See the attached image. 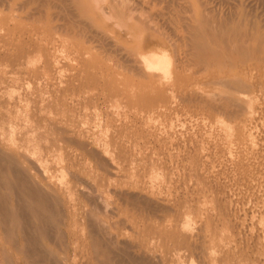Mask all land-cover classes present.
I'll use <instances>...</instances> for the list:
<instances>
[{
  "label": "rangeland",
  "instance_id": "obj_1",
  "mask_svg": "<svg viewBox=\"0 0 264 264\" xmlns=\"http://www.w3.org/2000/svg\"><path fill=\"white\" fill-rule=\"evenodd\" d=\"M128 1L127 0H97V1L84 0L83 3L82 0H76V1L75 0H71V1L70 0H0V117L3 116L5 110L10 108L11 104L18 103L21 109V116L23 115L22 117L25 119L23 123L25 126L26 125L29 126L31 123H33V120L35 121L36 118L40 116L41 117L47 116L48 122L56 120L57 123L55 121L52 122L56 126L55 128L61 130H63L64 128V132L66 131L68 132L67 134L64 133L65 134L64 137L66 136L64 140L62 139L61 141L58 140L57 142L56 141L53 142L51 141V137L49 136L50 139L49 140L47 139L48 141L47 140L46 142L45 140L42 141L43 146L46 148L49 145L50 148L52 144L56 146L58 144V148H59L58 151L60 153L58 154L56 153V154L59 155V158H61L59 159L57 155H55L57 158L46 156L45 159L43 160V163L44 165L47 164L49 166H52V164L54 163L53 160L57 161L56 165L55 164L53 165L56 167L52 166L53 168L50 167L51 168L50 170H53V172H56V174L59 176L61 175V178H58L56 174H55L56 177L55 176L54 177L57 178L59 183L61 181L62 184L64 183L65 180H66L65 182L68 181L69 175L70 176L72 175V171H70L71 169H80V168L82 169L81 174L80 173L76 174V178H75L76 181L74 179L71 180L72 181L74 180L76 182V185L78 183L77 187L79 188L80 185V189L81 190L84 189L85 193H89L88 195L94 194L93 196L94 197L96 196L95 198L92 197L93 199H90L89 200L90 202L91 201L93 202V200L96 198L97 201L94 200L95 204L92 206H90L91 203H88V199L87 201L85 200V202L89 204V206L85 203L81 204V202L84 201H80L79 203L77 200H76L78 202L77 206L75 200H73V202L76 204L72 205L73 204L71 203L72 200L70 204L74 207H78L81 205L82 206V207L80 206L81 209H85L84 207H86L87 210L90 207L92 211L88 210L87 212L90 213V211L91 212L94 211L93 213L94 214L96 213V216L98 215L97 217H100L98 218L99 220L103 218L101 220L102 222L106 219L105 220L106 222L104 223L107 224L106 226H108V228H110L108 229L110 234H115L117 236L119 235L118 236L119 238L116 237L115 235L114 236L115 238H118V240L120 239L121 243L126 241L127 243L136 241L137 243L143 245V247H145V249L148 251L149 254L156 255L161 258L163 257V259L165 260L168 259L167 260L169 261L168 264H202L203 262L202 260L204 259L208 261L207 264H227V263L236 264L235 262L237 261L238 264H242L243 262H244L243 264H246L247 262H249L247 264H250V262L251 264H253L252 261H254V264H261V263L264 264L263 261L264 231L262 230L261 233L262 227L260 228V225H258V221L255 222L257 219L251 220L252 218L250 216L253 213L256 214V212H258V209L257 211L256 209L255 211H252V209L254 210L255 208L254 206L255 205L257 206V204L259 205V202L261 200H263L264 202V198H263L264 187L262 188L263 190L261 189L258 190L257 192L255 191L256 193L254 192V194H256L258 197H262V199L260 200L256 195L252 194L251 196L252 191L250 192V190L246 189L245 186H243V184H241L242 186L240 184L238 186L235 185V183L238 184L240 182H238L236 178L234 179L235 176H233L234 174L237 175V173L243 171L242 173H245L247 176H249L248 181L246 182H249L251 180L250 183L252 182L253 178H256V176H259V180L257 179L258 182L262 179L261 177L264 178V176L262 175L264 174V169H263L264 160L262 162V159H264L263 158L264 157L263 155L264 154V74L262 73L264 72V61L262 60L259 61L258 59L257 60L258 62L256 61V66H255L259 80L257 78L258 82L256 83V87H255V103H256L254 107L255 110L253 109L251 113V116L253 115L252 118L255 120L253 125L254 127H251L253 128L252 132L254 134V137L251 136V134L249 135V137H251V139L253 140L252 143L254 145H252L249 138H248L249 143L247 142L246 139L242 138L243 130L241 131L240 129H243L242 128L243 124H239V123L228 124L222 121L223 118L221 117H219L221 120L217 119L216 121L215 120L212 121L209 114L205 110L201 108L198 109V107H194V106L189 107L187 109L183 108L184 110L182 112L180 111L181 109L180 99L183 96V94L186 93V91L191 92L193 89L194 90L197 89L196 90L197 92L198 91L201 92L200 90H203L205 92L208 91L210 88L208 82H207L208 85L205 84V81L207 80L203 81L204 78L203 79L198 77H197L198 79L196 78V74L194 73L196 71V67H194V65L190 64L191 67H188L189 64H186L187 62H185L183 65L186 64L185 65L186 68L188 67L187 71H184V73L181 72V74L179 72L172 73L169 77H167L169 78L166 79L167 81L164 80L165 82V83L163 82L164 84L161 82V84H158L159 87L158 85L154 84L157 86L155 88L156 90H154L153 85H151L153 87L152 88L153 90H147V91L145 88L151 89V86L148 87L149 84L145 83L147 81V80L145 81V78L138 75L137 72H135V70L133 71L131 69L132 67L129 69L125 67L127 71L125 70V68L121 67L122 65L121 63H123V58L125 56L123 52L124 48L130 47L132 49H138L141 47L140 49H142L144 48L142 46H146L147 45L146 43H150L149 41L150 39L148 38L149 36L147 34L148 32L146 30H145L146 32L143 30V32H145L143 33L141 30L138 29L139 24L137 23L143 20L144 22L147 21L146 24L148 23L149 27L152 26L151 27L152 29L153 28L159 29L158 34L153 30H151L152 32H154L152 36H156L158 41L163 44L167 43L166 44L167 46L164 45L167 48V51L166 49L164 50V52L166 51L165 52L166 56L163 55L164 59L162 57L160 61L163 60L162 61L163 63L166 62L168 63L167 60L169 59V57L170 58L175 57L176 53L180 52L179 54L183 55V51H185L187 48L184 45L185 43L183 42L184 41L183 36L184 37L187 36V34L185 35V33L187 32L185 31L182 25L181 22L182 20L180 16H182L183 14H181L180 12H190L186 14L187 16L188 15L191 16L193 14L191 12H197V11L199 12L200 9L199 10L195 9L196 8L195 4H199L200 1L197 0L198 3L196 0H128ZM212 1L213 0H211V2L207 4L205 1H204L205 4H201L204 3L201 1L199 5L205 6L206 9L210 7L213 8L214 6L216 9L213 8L214 9L213 10L211 8L212 11L210 10L209 12L222 13L227 11L226 3L231 0H228L227 2L226 0L224 1L214 0L215 1L214 3ZM119 2L122 4L120 5ZM125 3L128 6L127 8L129 9L131 8L130 11L132 15L131 14L127 15L129 16V18L130 16H133L130 19H128L125 12L122 11L126 7ZM243 4H244L243 5L244 10L248 6L247 10L254 12V16L256 15L255 17L256 23L258 24V26H263L264 29V0H247V2L245 0ZM122 5H124L125 7ZM202 6L199 7L202 8ZM205 8H203L204 10L202 9L201 10L205 12L206 11ZM129 9H125L127 11L126 13H128ZM201 10L200 12H202ZM85 11L89 12L91 15L89 13H85ZM161 13L164 14L167 13L168 15L167 14L160 15ZM179 17L181 21L179 20ZM192 17H194L195 22L201 18V16L198 17V15L196 16L193 15ZM196 17L199 19L195 20ZM135 21L137 22L135 23ZM134 23L137 24L138 27L134 26L135 25ZM133 27L136 28L137 31L139 30V32L133 29ZM54 32L59 35H56ZM133 33L136 34L135 35L136 37L132 35ZM159 33H161L163 36ZM160 35L162 37H159ZM164 38L166 40H163ZM112 50H114V53L117 50L118 52L117 51L116 52L120 54L116 53L114 55L112 53ZM168 55L170 56L168 57ZM116 59L120 60L119 62L121 65H117L118 67L116 66L118 62V61L116 62ZM164 60H166V62H164ZM261 73L263 74L262 76H260ZM200 79L201 81H199ZM115 84L116 86L119 85L118 87L119 96L121 97L124 96V98H126L127 97L126 95H128L127 97L128 100L126 101L127 104L126 103L123 104L124 102L119 101L121 102L120 103L121 106H119L120 104L119 103L117 104V102L114 101L115 96H113L112 94L113 92L112 86ZM145 84H147V87ZM152 91L156 95L153 94ZM147 93L148 94L151 93V94L148 96ZM142 94H144V96ZM173 95L176 99L173 97ZM151 101H153V103H151ZM115 103L118 106H116ZM184 111L186 112L184 113ZM173 112L177 113L176 115L183 114L182 116L184 117H181L180 115L179 116L180 118H178L177 116L178 119H173L176 116L175 114H173L174 116L172 115ZM46 123L47 122L43 123L42 127H44ZM5 125L6 123L4 124V126ZM41 125L42 124H38V127L34 129V132H32L31 130L28 131V137H29L28 140L25 139L26 140L25 141L22 139L23 143L25 144V147L31 146L30 144L35 143L34 141L35 136L38 134V132L41 133L44 129L41 127ZM4 126L2 125V128L0 127L1 128L0 131H2V129L4 130L7 127V129H5L7 131L5 130L3 131L5 132V134L3 132L2 133L0 132L3 135L0 136L1 141L3 142L5 141V144H3V146L6 145L7 147L18 143V146L20 148V144H22L21 148L19 149V152L21 151V149L22 151L24 150L25 151L20 154L25 158H28L29 156L30 157L33 156L31 150H29L31 152L30 154H25V153H29L27 152V150L31 149L34 146V144L28 149H26L24 147V144L21 143L22 140L20 141L18 140V142L15 143L16 142L15 139L19 138L16 137L19 135L17 133L18 127H15V130H13L12 127H10L11 125L9 124H7L5 128ZM9 127L13 131H11ZM32 133L34 134V137ZM85 133H86L85 136L86 138L83 136L85 135ZM238 135H241L240 137L241 140L238 137ZM230 138L234 140L228 142ZM6 140L8 142L7 144H6ZM1 141L0 143H3ZM49 141L52 144H48ZM244 141L245 143H247V145L244 143ZM25 142H27V144ZM225 142L231 143V145L233 142V145L231 146L227 144L228 147H226L224 146ZM229 146L230 149L231 148L234 149L227 150ZM11 148H14V146H11ZM83 148L85 151L83 150ZM196 151L198 152L199 156H201L200 159L195 158L197 154ZM202 152L204 153L201 154ZM228 154L230 157H232L233 155L231 159L235 158L236 159V160L234 159L235 163L232 162L231 166H229L230 163L227 164L224 161L223 164L222 160L221 162L218 163L219 158H221L224 155L226 157V155ZM255 154L256 155L259 154V156L262 154L260 156V158H262L261 161L258 159V156H256ZM192 155L194 158L192 157ZM234 155L237 156L234 157ZM238 155L241 159H237L239 158ZM185 156L186 157L189 156L190 159L189 157L186 158ZM65 158L71 159L70 161L72 163V167L69 166V170L68 168L65 169V167L70 165L68 164L70 161L68 162L69 159H67L66 161ZM183 158L185 159L183 160ZM106 160L109 161V163L105 162ZM239 160L241 161L239 162ZM242 160H244L245 162H243ZM60 163L62 164V166L60 167L62 170L60 169L59 171H64L63 173L60 172L61 174L59 173L58 170L54 171V168H58ZM63 163L65 165L67 163V165L64 167ZM108 164L110 165L108 166ZM235 164L236 166H234ZM253 170H255V172ZM256 171H258L257 172L258 175L255 174ZM69 172L70 174L67 175ZM83 172L84 175H82ZM215 172H217V174H214ZM218 172L220 173L223 172L225 175L221 174V176H223L227 181L223 177H222L223 181L219 180L222 178L220 176V173ZM212 173L215 176L216 175L218 177L220 176V178L218 177L216 178L219 180V182H223L220 184H223V187L225 189H228L227 191L224 189L225 192L229 191L230 193L228 192V194L227 193L221 194L220 196L219 191L217 193V190L214 187H210L208 184L204 183ZM253 173L256 176H254ZM80 175H82V177ZM252 176L253 178H251ZM226 177L230 179H227ZM55 178L52 179L54 180ZM233 179L236 180V182H233L234 181ZM228 180H232L233 183L232 185H231V181H229L231 187L232 186L239 187L237 188V193H234L236 192L235 187H233V189L235 188V190L231 192V190L233 189L231 188H230L231 190L229 189ZM262 180L260 182L261 184L259 183L260 186L257 184V182H255L256 185L253 182L254 183L253 187L255 188L261 187L262 183H263L262 186H264V179ZM56 181H54L55 185H57L58 183V182L56 183ZM51 182L52 180L50 179V183ZM61 183H60L61 186L60 185L59 186L63 187ZM84 186L85 188H83ZM240 186L245 189L243 190L242 188L240 189ZM202 187L204 189V192L202 190ZM196 188L197 189L200 188L201 191L200 189L196 191ZM70 190L71 189H68L66 193L64 192L66 191L64 189L63 195L66 194V197L67 195L72 196L69 193ZM192 190L195 192H192ZM246 190H248V192H245ZM123 191H128V192L130 191L136 193L138 192L143 195L145 194L147 197H158L161 200H163V202H165L167 205L168 204L177 205V208L173 212L171 211L168 213L161 212L160 214L159 211L157 213V211L155 212V209H152L151 207L149 208V206L151 205L148 206L147 202L146 204H144L143 201L144 199H142L141 196L139 199L140 201L138 200L137 202H130V203L127 202L128 199L126 200V197L121 194V192ZM205 191L207 192L206 194ZM262 191L263 193H261ZM103 192L105 195L103 194ZM196 192L198 193L196 194ZM200 192L202 195L207 196L206 200L204 196H202L201 194L199 197ZM240 192H243L242 193L243 196H241L242 194ZM216 193L219 195V198L218 195H216ZM244 193L246 194L248 193V194L247 195L245 194L244 196ZM71 194L74 195V192L72 193V190H71ZM207 194H209V196L211 197H208ZM229 194L234 196V199ZM237 194L240 195L241 198L238 197ZM196 196L197 199L199 198L201 199V196L204 199L202 198L201 200L200 199L197 200ZM235 196L238 198L236 199ZM247 196L248 197L250 196L251 198H248ZM220 197H223L224 199ZM255 197H256V201L258 199L259 201L257 203H253L255 202L254 200L251 203V201L253 200V198L255 199ZM209 198L213 202L209 201ZM239 198L240 201L241 199L244 200V201L242 200L244 204L242 201L240 203ZM229 199L232 201L234 200L233 206L231 205L232 201H230ZM235 199L238 200L237 201L238 203L236 202L237 204L235 206L236 208L234 207L236 201ZM195 201L200 202L199 207L202 204L203 207L206 205L205 213L204 211H202L204 210L202 206L198 209V202L196 205L197 208H195L196 207ZM202 201L204 202L202 203ZM205 201H208V204L205 203ZM140 203L141 206L143 204L142 208L140 206ZM211 203L213 206L211 205ZM261 203L259 205L260 208L262 207ZM144 205L148 206V209L147 207L144 209ZM208 205H210V207H207ZM240 205H241V209L245 207V209L248 208L250 210L251 206L253 208L250 211L248 209H247L248 211L247 210L244 211V209L243 210L239 209ZM227 206L230 207V209L227 208ZM211 207L212 209L214 208L218 209V211L214 209V213L212 212L213 214L216 213L218 214V212L220 211L219 214L220 215L222 214L221 215L222 218H220L222 220L221 222L224 225H226L227 228H229L226 230V232L229 234L224 233V236L226 235L225 237L220 234L224 232V230L221 229L222 227L220 226L221 225L220 223H219L220 225H214L212 222L214 226L209 224L211 222L209 221L211 220L209 215L212 214L211 211L213 210H208L210 212H206V211ZM237 209L239 212L238 214L242 216V217L238 216L240 218H238L235 215L237 214L236 213ZM147 210L149 211V214ZM151 210H152V215L150 213ZM228 210L229 212L232 210V213L233 212L235 213L234 216L231 215L232 214L231 212L229 214ZM239 210H241L243 214H245V218L248 215L246 219L243 218L244 215L240 214ZM183 211L190 213V217H191L190 219L198 220L197 217H199L200 220L202 219L201 221L199 220L197 222L195 220H192L193 223L192 221H189L191 224H193L191 226L192 234L194 235L198 234L200 232V226L202 227L201 223L204 224L206 223L209 234L207 236H210L209 239L213 238V241H215V243L209 240L208 242H211L212 245L211 244L208 245L207 243L208 238H206L207 237L206 236L205 237L206 239L203 240L205 245L204 243L199 242L197 247L192 246L190 248L189 245L187 247V245L183 242L182 238L179 237V239H175L173 231L171 233L168 232L169 227H171L170 230H173V226L176 227L177 225H179L178 223L180 222V220H182V216L184 215V213H182ZM250 212L252 214H249ZM181 213L183 214L182 216L179 215ZM101 214L103 215L100 216ZM191 215L194 217H192ZM82 216L80 217L81 219ZM148 216H150L149 217L150 219L148 218ZM231 217L234 218L232 219L233 221L230 220ZM252 217L256 218L255 215ZM173 219L175 220L178 219L176 220L177 223H175ZM235 219H237L236 220L237 222L239 220L238 224L235 223L236 222L234 221ZM241 219L243 220L244 224L245 223L249 224V222H251L249 225H247L248 228L251 226L253 227L255 222L254 228H249V231L247 232L246 225L241 226L244 225ZM83 220H85V218H83ZM83 220H81V223ZM74 224L76 226H74ZM74 224L72 226L73 229L71 228L72 232L78 230L77 223L75 222ZM232 225L236 226V228H234ZM239 225L240 227L245 228V229L242 228L243 232L239 227ZM256 225L260 229H258ZM216 227H218V232L220 231L222 232L218 233ZM244 230L246 234L249 233L248 235L249 237L244 233ZM228 231H231L232 233ZM163 232L169 234L173 233L172 235L174 236V239H172V235H170L167 238L166 235L168 234H164ZM255 232L258 234V236L256 235ZM238 233L241 234V237L240 234L237 235ZM251 233H253L252 236L254 235L253 236L255 237L254 239L253 237L250 238ZM211 235L213 237H211ZM220 235L221 238L219 240ZM261 235L263 242L261 240ZM164 236H166V238ZM226 237L228 238L231 237L232 239H228L226 241L224 240V238L227 239ZM239 238H240L239 240L240 242L238 241ZM218 240L221 242H219ZM229 240L230 241L233 240L234 242L236 240L237 241L235 243L231 241L234 243V246H232L233 243L228 242ZM248 240H250L249 241L250 243H248ZM199 241L202 242V240ZM224 241L228 244L230 243L232 248L238 245L235 247L236 250L239 247V245H241L238 248L239 252L238 250L236 251L237 257L240 256L241 260H237V261L234 260L236 259L235 258L236 255L234 254L235 255L234 257L232 253H235L233 252L235 249L231 250L232 249L231 248L230 251L232 252H229L227 248L231 246L225 245L226 247L225 248ZM208 246H212V247H208ZM213 246L215 248H213ZM216 246H218L219 250L222 248L220 255H219L220 251L217 249ZM248 247H250L251 249ZM200 248L201 251H203L201 254L204 253L203 255L199 254ZM209 248H211V250L213 249L216 252V253L214 252L216 256H214L215 254L212 252L213 250L211 251L212 255L210 256L211 254L210 252L209 257L207 256L209 253L208 250H210ZM205 250H207L208 252V253L206 252L207 255L204 252ZM243 250L246 253H244ZM83 252L84 251H82L81 248L80 249L76 248L75 250L68 251L66 253V256L69 259L68 264L85 263V261L90 257V254L89 253L83 254ZM170 252L171 253L173 252L172 255ZM174 252H176L179 256L176 255V253L174 254ZM238 253L239 254L241 253L242 255L241 254L238 255ZM255 254H258L259 256L262 257L259 258L258 255H256L255 257ZM205 255L209 258V260L213 258L215 263L212 262L211 260H210L211 262H209V260ZM165 257H167V259ZM178 257L180 258L178 259ZM203 257L205 258L203 259ZM229 257L232 258V260L231 258L230 260L233 263L229 260ZM240 257L237 259H240ZM249 258H252V260L250 259L249 261ZM171 260L172 262L170 263ZM239 261H241L242 263Z\"/></svg>",
  "mask_w": 264,
  "mask_h": 264
},
{
  "label": "bare ground",
  "instance_id": "obj_2",
  "mask_svg": "<svg viewBox=\"0 0 264 264\" xmlns=\"http://www.w3.org/2000/svg\"><path fill=\"white\" fill-rule=\"evenodd\" d=\"M82 1L84 3V0H82ZM94 1H97V0H94ZM198 1H200V2L201 1L202 2L205 1L206 4L211 2V0H198ZM198 1H197V3H198ZM222 1H224V0H222ZM227 1L228 0H226V2ZM244 1L245 0H231V1H228L227 3L225 2L227 4L226 5L227 6V9H226L227 11L222 12V13L221 12H209L210 10L212 11V9L215 8V7L214 6H213V8L212 7H210V8L207 7L209 9L208 10V9L205 8V6L199 5L200 2H199V4H195L196 5V8L195 9H197V10H199V9L200 10L201 9L204 10L203 8H205L206 11L208 10L207 12L206 11L204 12L202 10H201L202 12H200V10H199V12L198 11L197 12H191V13H193L191 16L190 15H188V16L186 15V14H188L190 12H180L183 15L180 16L182 21L180 20V17H179V20L182 22V25H183L185 31L187 32V33H185V35L187 34V36H185V37L183 36V38H184V41L183 42L185 43V44L184 43L183 44L187 48H186V50L183 48L185 50V51H183V55L179 54L180 52L179 53H176L175 54V57H171L172 59L169 57L170 55H168V57L170 59V60L169 59L167 60L168 63L166 62V60H164V62H166V63H163L162 62L163 60L160 61L162 57L164 59V56L163 55H165V52L167 51V48L164 45H166L167 43L164 41L166 44H163V43H161V42L158 41V39L156 38V36H152L154 32H156L158 34V32H159L158 30L159 29H155V28L152 29L151 28L152 26L149 27L148 26V23L146 24V22H147L146 20H145L146 22H144V20L143 21H140V22L138 21L139 22V23H137V24H139V28L138 29L141 30L142 32H143V30L144 31L146 30L148 32L147 34H148L149 37L148 36L147 37L150 39L149 40L150 43H146L147 45L146 46H142V47H144L142 49H140L141 47L139 45L138 46L140 48H138V49H132L130 47L129 48H124L123 49L124 50L123 52H124V55L125 56H124V58L121 57V58H123V63H121L122 65L119 62L120 60H117L118 58L116 59V62L117 61L118 62H117V64L115 62V64H116V66L117 65H121L122 68L127 67V69H129V68L132 67L131 69L133 71L135 70V72H137L138 75H140L141 77L145 78V81L147 80L145 83H148L149 84L148 87L151 86V85H153L154 88L152 86H151V89L145 88L146 91L147 90H153V89L156 90L155 89L157 87L156 85L161 84V82L163 83L164 80H166V79H169L167 77H169L172 73H175V72H179L180 74H181V72L184 73V71H187L188 67H191L190 64L191 65H194V67H196V71L195 72L193 71V72L196 74V78L197 77L198 78H202V79L204 78L203 81L204 80H207V81H205V84L206 85L209 84L210 85V88H209V90L208 89H205V90H208V91H205V92L203 90H200L201 92H199V91L197 92L196 91L197 89L196 90L193 89L191 92L190 91L189 92L186 91V93H184L183 96L180 99L181 100V102H180L181 103L180 108L182 109L181 110L179 108L180 111L182 112L184 109H187L189 107H193L194 106V107H198V109L201 108V109L205 110L209 114V116H210V118H211L212 121H214V120L216 121L217 119L218 120H221L219 118V117H221V118H223L222 121H224V122H226L228 124H230V123H232V124H234V123L243 124L242 125V128L243 129H240L241 131L243 130L242 131L243 132L242 133V138L243 139H246L247 142L250 140V142L252 143L253 140L251 139V137H249V135L251 134V136L254 137V134L252 132L253 131L252 130L253 128H251V127H254L253 125H254V121L255 120L252 118L253 115L251 116V113H252V110L254 109L255 104H256L255 103V87H256V83L258 82L257 81V78H258L257 75L258 74L256 73L255 66H256V61L258 59H259V61L260 60L264 61V29H263V26H258V24L256 23V20H255L256 15L254 16V12L247 10L248 9L247 8L248 7L247 5H246L247 6L246 9L244 10V8H243V5L245 4V3L243 4ZM205 2L204 3H201V4H205ZM212 2L214 3L215 1L213 0ZM246 2H247V0H246ZM121 4L122 3H120V5ZM110 5H112V4H110ZM122 6H124V5H122ZM199 6H202V8H200ZM224 6H225V4H224ZM81 7H83V6H81ZM124 7H123V9H124ZM127 7L128 6L126 4L125 9H129ZM125 9L122 10V11L125 12L126 16L127 15H130L131 14V11H130L131 8L128 10V13H126L127 11ZM192 10H193V8H192ZM129 11H130V13H129ZM85 13H89V12L85 11ZM165 14H167V13H165ZM165 14L164 13H161L160 15H165ZM101 15H102V13H101ZM193 15H195V16L198 15V17L201 16L200 19L197 18V17L195 18V20H198L199 19L200 21L198 20L199 22L196 21L197 22L196 23L194 21V17H192ZM86 16H88V15H86ZM127 17H128V19H130L133 16H130V18H129V16H127ZM166 19H167V17H166ZM134 20H135V18H134ZM136 22L137 21H135V23ZM137 24H135L134 26L138 27ZM133 29H135L137 31L136 28L133 27ZM139 30L137 32H139ZM151 30H153L154 32H152ZM125 31H127V30H125ZM131 31H132V28H131ZM145 32H143V33H145ZM130 34H128V35H130ZM136 34L133 33L132 35L135 36ZM159 34H161V33H159ZM56 35H59V34H56ZM139 35H141V34H139ZM161 35L159 37H162L163 36V35L162 36ZM60 36H62V35H60ZM163 40H166V39L164 38ZM138 41H140V40H138ZM165 49H166V51L164 52ZM61 50H63V49H61ZM114 50H112V53L115 55L118 51L116 50L117 52L115 51V53H114ZM68 51H70V50H68ZM117 54H120V53H117ZM85 55H87V54H85ZM122 56H123V54H122ZM185 62H187L186 64H189V66L187 65L188 66L187 68L185 66L186 64L183 65ZM125 70H126V68H125ZM128 72H130V71H128ZM262 73L264 74V72H262ZM262 73H261L260 76L263 75ZM195 74H194V76H195ZM258 80H259V78H258ZM199 81H201V79ZM207 82H208V84H207ZM154 84H156V85H154ZM145 85L147 87V84H145ZM118 87H119V85L116 86V84L112 86V91H113L112 94H113V96L116 97V98L114 97V99H115L114 101H116L117 104L118 103L119 104L121 103L119 101H122V102H124L123 104H125L126 101L128 100V98H127L128 95H126L127 96L126 98H124V96H122V97L119 96ZM158 87H159V85H158ZM198 89H199V87H198ZM123 93H125V92H123ZM152 93H153V91H152ZM150 94H148V96ZM153 94H155V93H153ZM142 95L144 96V94H142ZM176 96H178V95H176ZM173 97H174V95H173ZM155 100H153V101H155ZM153 101H151V103H153ZM117 104H116V106H118ZM119 106H121V104ZM122 106H124V105H122ZM126 107H127V105H126ZM179 109H177V110H179ZM186 111H188V110H186ZM186 111H184V113ZM174 112H176V111H174ZM174 112L172 113V115L173 114L176 115L178 113V111H177V113H174ZM180 115H181V117H184V116H182L183 114H180ZM180 115L179 114L176 115L175 118H173V119L180 118L179 117ZM22 116H21V109H20L19 104L18 103H14V104H11L10 108L7 109V110H5L3 116L0 117V125H1L0 127L1 128H2V125L4 126L5 123H6V125L4 126V128L7 126V124L11 125L10 127H12L13 130H15V127H18L17 128L18 131H17V129H16V131H17V133L19 135L18 136L15 135V136L17 138L18 137L19 138L18 139H15V141H16L15 143H17L18 140L20 141L22 139L23 140H25V139L28 140L29 139V137H28V131L31 130L32 132H34V129L38 127V124H42L41 125V127H42L43 126V123H45V122H47V123L45 124L44 127H42V128H44L43 131L41 133L38 132V134L35 136V138H34L35 143L30 144L31 146L34 144V146L31 149H28L31 146L25 147V144L23 143V140L21 142V143L24 144V147L26 149H28L27 152H29V153H25V154H30L32 152V155H33V156H31L32 158L30 156H29L30 158L29 157L28 158H25V157H23L20 154V153H22V152L25 151L24 149H23L24 151H22V149H21V151L19 152V149L21 148V145L22 144H20V148H19L18 143L14 145L13 144L14 141H13V143H12L13 145H10V146H7L6 147V145L3 146V144H5V141L3 142L0 139V141L3 142V143H0V264H68L69 259L66 256V253L68 251H70V250H75L76 248L77 249H80L81 248V250L84 251L83 254H85V253L86 254H88V253L90 254V257L83 264H168L169 261H167L168 260L167 257H165L167 259V260H165V259H163V257L161 258V257H158L156 255L149 254L148 251L145 249V247H143V245L137 243L136 241L128 242L129 243L128 244L127 241L125 240L126 242H122L121 243L120 242L121 240L120 239L118 240V238H119L118 236L119 235L117 236L115 234H110V232L108 230L110 228H108V226H106L107 224L104 223V222H106L105 221L106 220L105 219L106 218L105 214H104V216H105L104 219L105 220L102 222L101 220L103 218H101V220H99L98 218H100V217H97L98 215L96 216V213L95 214L93 213L94 211L91 212L92 209H90V207L88 209V210H91L90 213H89V212H87L88 210L86 209V207H84L85 209H81L80 208L81 205L78 206V207L72 206V205H74L76 203H77L76 204V206H77L78 205V202L80 203V201H84V202H81V204L82 203L87 204L85 202V200L87 201V199H88V203H91L90 206H92V205L95 204L94 200L97 201V198H96V199L93 200V202L92 201L90 202L89 200L95 198L96 196L94 197L93 196L94 194L88 195L89 193H85L84 192V189H82V190L80 189V185H79V188L77 187L78 186V183L76 185V182H75L76 181V179H75L76 178V174H79V173L81 174V170L82 169L81 168L80 169H71L70 171H72V175H73V176L71 175L72 178L69 175L70 174V172H69L67 175H69L70 179L68 177V181L65 182L66 181L65 180L64 183H63L64 185L60 181V183L64 187L63 188V187H60L61 185H60L59 181L57 180V178H55L56 177L55 176L56 172H53V170H50L51 169L50 167H52L54 164L56 165V162L57 161L53 160L54 163L52 164V166H49L47 164H46L47 165L46 166L43 163V160L45 159L46 156H50V157H53L54 158V157H56L55 155H57L60 152L58 151V149H59L58 148V144L56 146V145L50 143V141H49L48 144H52V145H51L50 148H49L50 145L46 148V147L43 146V142L42 141L45 140V142H46L47 139L49 140L50 139L49 136L51 137V141H53V142H55V141L57 142L58 140L61 141L62 139L64 140L65 137H66V136L64 137V135L67 134L68 132L67 131L64 132V128H63V130L58 129V128H55L56 126L52 122H54V121L56 122V120H54L52 118L54 120V121H50L53 124L52 125L50 122H48V119H47L48 117L47 116H44V117H41L40 116V117L36 118L35 121L33 120V123H31L29 126L26 125V126H28V127H26L23 124L25 119ZM177 116H178V118H177ZM204 119H205V117H204ZM50 120H51V118H50ZM201 121H202V119H201ZM10 127H9V129H11ZM58 127H60V126H58ZM5 129H7V127ZM12 129H11V131H13ZM4 130L2 129V131H0V132L2 133ZM5 131H7V130H5ZM36 132H35V134H36ZM3 133L5 134V132H3ZM29 133H31V132H29ZM10 134H11V132H10ZM13 134H14V132H13ZM62 134H63V136H62ZM32 135L34 137V134L33 133H32ZM0 136H3V135L1 134ZM83 136L85 137L86 136V133ZM231 136H233V135H231ZM244 136H245V138H244ZM191 137H192V135H191ZM238 137L240 138L241 135H238ZM248 138H249V140H248ZM9 139H10V137H9ZM243 139H242V141H243ZM233 140L234 139L230 138V140L228 142H231ZM240 140H241V138H240ZM245 141H244V143H245ZM7 143L8 142L6 140V144ZM25 143L27 144V142H25ZM82 144H84V143H82ZM227 144L228 145H231V143L225 142L224 143V146L228 147ZM245 144L247 145V143H245ZM232 145H233V142H232ZM252 145H254V144L252 143ZM11 146H14V148H11ZM45 146H46V144H45ZM232 149H234V148H231L230 149V146H229V148H227V150H232ZM29 150H31V152ZM83 150H84V148H83ZM227 150H225V151H227ZM233 151H235V150H233ZM196 153H195L196 154V157L195 158H197V159L199 158L200 159L201 156H199V154H198L197 151H196ZM203 153L204 152H202L201 154H203ZM189 156H187V157L185 156V157L188 158ZM236 156L234 155V157H236ZM256 156H258V159L261 161L262 158H260L259 154H257ZM57 157L59 158V155H57ZM192 157H193V155H192ZM232 157H233V155H232ZM232 157H230L229 154L226 155V157H225V155L222 156L221 158L218 157L219 158L218 159V163L221 162V160H222V162L224 161L227 164L230 163L229 166H231V163L232 162L235 163V160H236L235 158H234L235 160L234 159H231ZM238 157H239V155H238ZM59 159H61V158H59ZM63 159H64V157H63ZM67 159H69L68 162L71 160L70 158H67ZM67 159L65 158L66 161H67ZM184 159L185 158H183V160ZM189 159H190V157H189ZM237 159H241V158L239 157ZM256 159H257V157H256ZM245 160H246V158H245ZM263 160L264 159H262V162H263ZM101 161H102V159H101ZM240 161L241 160H239V162ZM242 161L245 162L244 160H242ZM63 162H64V160H63ZM105 162H108L109 163V161H107V160ZM224 162H223V164H224ZM68 164H70V165H68L67 167H65L67 165V163H66V165L64 164V167H65V169L68 168V170H69V166L72 167L71 161ZM236 164L234 166H236ZM109 165L110 164H108V166ZM61 166H62V164L60 163V165L58 166L59 169L58 168H54V171H56V170L59 171L61 169L60 168ZM53 167H56V166H53ZM260 169H261V166H260ZM255 170H257V169H255ZM255 170H253V171L255 172ZM49 172H51V173H49ZM60 172L63 173L64 171H59V173ZM242 172L243 171H241L239 173L236 172L237 175L234 174L235 172L233 173L234 174L233 176H235L234 179L236 178V180L238 182H240L238 184L235 183V185L238 186L239 184L240 185L243 184V186H245L246 189L250 190V192L251 191L253 192V193L251 192V196H252V194L253 195H256V194H254V192L255 191L257 192L258 190H261L264 186H262L263 185V183H262L261 187L255 188V187H253L254 186L253 184L255 182H257V184L259 185V183L261 182V180L264 179V178L261 177L262 179L260 178L261 180L258 182L259 176H256L255 175L258 172V171H256L255 174L253 173L254 176H256V178H253V176H252L251 178H253L254 180L252 179V182L251 183H250V181H251L250 179H249L250 180L249 182H246V181H248L249 176H247L245 173H242ZM218 173H220V172H218ZM214 174H217V172H215ZM214 174L213 173L210 174V176L208 177V179L207 178H206L207 180L205 179L206 181L204 183L205 184H208L210 187H214L217 190V193L219 191L220 196H221V194H226V193L228 194L229 191L228 192H225V190L227 191L228 189H225L223 187V184H220V183H223V182H219V180L223 181V178L224 177L221 176V174H224V173L223 172L220 173L221 178L222 177L223 178L222 179H219V180L216 178L218 176L217 175L215 176ZM52 175H53V177H52ZM67 175H65V176H67ZM82 175H84V172L82 173ZM82 175H80V176L82 177ZM260 175H261V173H260ZM262 175L264 176V174H262ZM80 176H78V177H80ZM220 176L218 178H220ZM57 177L58 178H61V175L60 176L57 175ZM52 178H55L57 181L55 179L53 180ZM50 179L52 180L51 183H50ZM71 179H74L75 181L74 180L72 181ZM227 179H230V178H227ZM69 180H70V182H69ZM236 180H234L233 182H236ZM54 181H56V183L58 182L60 186L58 185V183H57V185H55ZM229 181H231V185L233 184L232 183V180H228L229 185L228 184H226V185H228L229 189L230 188L233 189V187H235V186H232L231 187ZM262 182H263V180H262ZM52 183H54V184H52ZM225 183H227V182H225ZM255 185H256V183H255ZM241 186H240V189L242 188ZM203 187H202V190L204 192ZM83 188H85V186ZM235 188H236V190H235ZM235 188L233 190L230 189L231 192L235 190L236 192H234V193H237V188H239V187H235ZM245 188H242V190L245 189ZM64 189L66 191H64ZM68 189H71L72 190V193L74 192V195L71 194V190L69 191V193L72 196L67 195V197H66V194L63 195L64 192L67 193V190ZM199 189L196 188V191H198ZM98 190H99V188H98ZM239 190H238V192H239ZM248 190H246L245 192H248ZM200 191H201V189H200ZM192 192H195V191L192 190ZM192 192H190V193H192ZM197 193L198 192H196V194ZM206 193L207 192L205 191V194ZM217 193H216V195H218ZM240 193L242 194L243 192H240ZM261 193H263V191ZM95 194H96V192H95ZM103 194H104V192H103ZM121 194L126 197V200L127 199L130 200V201L127 200V202H129V203L130 202H137L140 199V196H141L142 199H144L143 200L144 201V204H146V202H147L148 203L147 204L148 206L151 205V206H149V208L151 207L152 209H155V212L157 211V213L159 211L160 214H161V212H163V213H168L170 211L173 212L177 208V205H175V204H168L167 205L165 202H163V200H161L158 197H147L145 194L143 195V194L138 193V192L136 193V192H130V191L129 192L128 191H123V192H121ZM188 194H189V192H188ZM200 194H201V192L199 193V197H200ZM245 194L246 193H244V196H245ZM259 194H260V192H259ZM207 195H208V197H211V196H209V194H207ZM229 195H231V194H229ZM202 196H204V195H202ZM202 196H201V199L203 198ZM237 196L240 197V195H238V194H237ZM241 196H243V194ZM206 197L207 196L205 195L204 196L205 200H206ZM232 197L234 199V196H232ZM238 197L235 196L236 199ZM218 198H219V195H218ZM220 198H223V197H220ZM240 198H239V201H240ZM248 198H251V197L249 196ZM258 198L260 200L262 199V197H258ZM263 198H264V196H263ZM196 199H197V196H196ZM199 199H197V200H199ZM259 199L256 201V197H255V199L253 198V200L251 201V203L254 200H255V202H253V203H257L259 201ZM71 200H72V202H71ZM73 200H75V201L77 200L78 202L76 201V203H74ZM242 200L243 199H241V201ZM209 201H211L210 198H209ZM221 201H222V199H221ZM226 201H227V199H226ZM230 201H232V200H230ZM233 201L231 203L232 206H233V203H234ZM237 201L238 200L235 201L234 207L237 205L236 204ZM241 201H240V203H241ZM248 201H249V199H248ZM261 201L264 204L263 200H261ZM261 201L259 202V205H260ZM70 202L73 203V204L71 205ZM197 202L195 203V206L197 205ZM203 202L204 201H202V203ZM211 202H213V201H211ZM141 203H140V206H141ZM199 203L200 202H198V209L202 206V208H204V210H202V211H204V213H205L206 205L203 207V204L201 203L202 205L200 204L201 206L199 207ZM205 203L208 204V201H205ZM262 203H261V205H262L261 208L259 207L258 204H257V206L254 204L255 205V206L253 205L255 207L254 210L252 209L253 207L251 206L252 211H255V209L257 211V209H258V212H256V214L253 213L256 216V218L255 217L254 218L252 217L254 215L251 212L249 213V214H252V215H250L251 218H252L251 220H254V219L256 220L257 219L255 222L258 221V225H260V228L262 227L261 233H262V230L264 231V205ZM243 204H244V202H243ZM250 204H249V206H250ZM87 205L89 206V204H87ZM211 205H212V203H211ZM231 205H228V206H231ZM241 205H240V208L238 207L239 209H241ZM142 206H143V204H142ZM142 206H141V208H142ZM148 206H145L144 205V209L146 207L148 209ZM228 206H227V208L230 209V207H228ZM207 207H210V205H208ZM195 208H197V206ZM98 209H99V207H98ZM214 209L218 211L217 208H214ZM214 209H212V207H211L210 209H207L206 212H210L208 210H213V211H211V213L212 212L214 213ZM243 209H244V211H246L248 208L245 209V207H243ZM243 209H241V210H243ZM241 210H239L240 211V214L244 215L243 218L246 219L248 215L245 218V214H243V212ZM194 211H195V209H194ZM147 212L149 214V211L148 210H147ZM228 212H229V210H228ZM230 212L232 213V210ZM230 212H229V214H230ZM150 213L152 215V210L150 211ZM182 213H184V215ZM182 213L179 214L181 216L183 215L182 216V220H180V222L178 223L179 225H177L175 227L172 224L173 230H170L171 227H169V231L168 230H166V231H168L170 233L173 231L174 236H175V239H179V237L182 238L183 239V242L187 245V247L189 245L190 248L192 246L197 247V245L199 244V242L200 243H204L203 240L206 239V238H208V240H207L208 245L211 244V242H208L209 240H211L212 242L215 243V241H213V238L212 239H209L210 236H207L209 234H208L207 224L206 223H205L206 224V226H205L204 223H201L200 222L202 224V227L200 226V232L198 234H196V235L192 234V231H191V228L192 227L191 226L193 224H191L189 221L195 220L197 222L200 219H199V217H197L198 220L197 219H190L191 217H190V213L189 212L183 211ZM213 213L211 215L208 214L210 216V218H211V220H209V221H211L209 224H211V225H213V224L214 225H220L221 224L220 225L222 227L221 229L224 230L223 233H220V232H222V231H220L221 230L220 228H219L220 229L219 230L220 232H218V227L219 226L216 227V228H217V232L224 236V233H227L226 230L229 229V228H227V226L224 225L221 222L222 220L220 218H222V216H221L222 214L221 215L219 214L220 211L218 212V214L221 217L217 213L216 214H213ZM236 213L237 214L239 213L238 212V209H237V212ZM108 214H109V212H108ZM234 214L235 213L233 212L231 215L234 216ZM237 214H235L237 217L240 216L239 214L238 215ZM102 215L103 214H101L100 216H102ZM197 215H195V216H197ZM199 215H201V214H199ZM81 216H82V219L80 218ZM150 216H148V218ZM77 217L79 218V220H78ZM145 217H147V216H145ZM192 217H194V216H192ZM240 217H242V216H240ZM240 217H238V218H240ZM83 218H85V220H83ZM232 219H234V218L231 217L230 220L233 221ZM81 220H83L82 223H81ZM173 220L175 221V223H177L176 220H178V219H176V220L173 219ZM203 220H205V219H203ZM236 220L237 219H235L234 221H236ZM77 221L79 222V224H78ZM247 221H248V219H247ZM75 222L77 223V226H78L77 229L78 230H75L74 232H72L71 228L73 229L72 226H73V224ZM212 222H213V224H212ZM238 222H239V220H238ZM238 222L236 221L235 223L238 224ZM242 222H243V220H242ZM255 222H254V225H255ZM192 223H193V221H192ZM250 223L251 222H249V224ZM209 224H208V227H209ZM243 224H244V222H243ZM249 224L245 223L244 225H241V226H245L246 225L247 232H248L249 231V228H254V225H253V227L251 226V227L248 228L247 225H249ZM74 226H76V225L74 224ZM233 227L236 228V226H233ZM239 227H240V225H239ZM256 227H258V226L256 225ZM155 228H156V226H155ZM240 228H241L242 232H243V229H245L243 227H240ZM240 228H239V230H240ZM260 228L258 227V229H260ZM231 231H228V232L232 233ZM236 231H237V229H236ZM252 232H253V229H252ZM233 233H234V231H233ZM244 233L246 234L245 230H244ZM164 234H168V235H166L167 238L170 235H172V234H169V233H164ZM227 234H229V233H227ZM239 234L240 233H238L237 235H239ZM245 234H243V235H245ZM252 234L253 233H251V237L250 238H252L254 236V235L252 236ZM114 235L116 237H118V238H115ZM221 235L219 237V240L221 238ZM246 235L248 236L249 233L246 234ZM256 235L258 236L257 233H256ZM166 236H164V237L166 238ZM174 236L172 235V239H174ZM211 237H213V236L211 235ZM228 237H226L227 239L224 238V240L227 241L228 239H232L231 237L230 238H228ZM240 237H241V234H240ZM254 238L255 237H253V239ZM259 238H260V235H259ZM172 239H171V241H172ZM233 239H234V237H233ZM242 239H243V237H242ZM199 240H202V242L199 241ZM239 240H240V238L238 239V241ZM261 240H262V235H261ZM231 241H233V240H231ZM231 241L229 240L228 242H231ZM243 241H244V239H243ZM249 241L250 240H248V243H250ZM219 242H221V241H219ZM233 242H231V243H233ZM262 242H263V240H262ZM214 243H213V245H214ZM234 243L232 244V246H234ZM243 243H245V242H243ZM243 243H241V244H243ZM222 244H223V242H222ZM175 245H177V244H175ZM204 245H205V243H204ZM225 245L226 246H228V245L231 246L230 243L228 244L226 242L224 243V247H225ZM262 245H263V243H262ZM218 246H219V243H218ZM218 246H216L217 249H218ZM232 246L229 247V248H227V250L229 252H232V251H230V249L232 248ZM236 246H238V245H236ZM240 246L241 245H239V247ZM194 247H193V249H194ZM208 247H212V246H208ZM208 247H207V249H208ZM235 247L231 249V250L235 249L233 251L235 253H232L234 257L236 255V257H235L236 259H234V260H236V261L237 260H241V257L240 256H239L240 259H237L239 257H237V253H236V251L238 250L239 247L237 248V250H236ZM243 247H244V245H243ZM259 247H260V245H259ZM213 248H215V247L213 246ZM248 248H250V247H248ZM252 248H254V247H252ZM209 249H210V250H208L209 253L207 252V250L204 251L206 255L208 253V255H207L208 257H209L210 252L213 250V249L211 250V248H209ZM221 250H222V248L219 250L220 252L218 251L219 252V255L221 253ZM240 250H241V248H240ZM202 252L203 251H201V248H200V253L199 254H201ZM212 252L214 253L215 251L213 250ZM212 252H211L210 256L212 255ZM238 252H239V250H238ZM172 253H171V255H172ZM175 253L176 252H174V254ZM224 253H226V252H224ZM244 253H246V252L244 251ZM203 254H201V255H203ZM240 254L238 253V255H240ZM176 255H178V254L176 253ZM253 255H254V253H253ZM256 255H258V254H255V257H256ZM214 256H216V254ZM208 257H207V259L209 260ZM258 257L260 258L262 256H259L258 255ZM179 258L180 257H178V259ZM204 258L205 257H203V259ZM230 258L231 257H229V260H230ZM246 259H247V257H246ZM250 259L252 260V258H249V261H250ZM204 260H206V259H204ZM204 260H202L203 261L202 264H207L208 261L207 260L204 261ZM210 260L212 262H214L213 258L210 259ZM210 260H209V262H211ZM231 260H232V258H231ZM263 261H264V257H263ZM171 262H172V260L170 261V263ZM237 262H235V263L238 264ZM239 262H241V261H239ZM247 263H249V262H247ZM252 263L254 264V261H252ZM250 264H251V262H250Z\"/></svg>",
  "mask_w": 264,
  "mask_h": 264
}]
</instances>
